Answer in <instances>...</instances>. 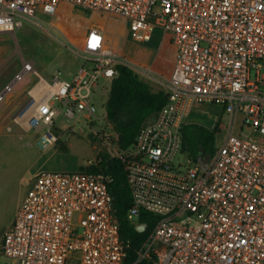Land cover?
Masks as SVG:
<instances>
[{
	"label": "built area",
	"instance_id": "obj_1",
	"mask_svg": "<svg viewBox=\"0 0 264 264\" xmlns=\"http://www.w3.org/2000/svg\"><path fill=\"white\" fill-rule=\"evenodd\" d=\"M66 6L128 20L131 37L170 34L176 61L167 103L140 128L117 157L132 197L128 219L140 213L157 221L139 249L149 264H264V0H0V32L24 20L55 17ZM54 26L53 22H50ZM73 50L82 59L72 79L60 70L45 79L32 62L4 86L0 103L27 73L38 80L12 118L37 134L44 149L63 115L100 127L102 139L118 134L99 113L97 99L118 65L150 76L117 55L106 33L90 28ZM195 103H212L226 115L221 143L203 169L183 151V127ZM180 153L188 162L176 164ZM111 177L105 173H38L5 231L2 264H126L130 242L120 237Z\"/></svg>",
	"mask_w": 264,
	"mask_h": 264
},
{
	"label": "rangeland",
	"instance_id": "obj_2",
	"mask_svg": "<svg viewBox=\"0 0 264 264\" xmlns=\"http://www.w3.org/2000/svg\"><path fill=\"white\" fill-rule=\"evenodd\" d=\"M107 18L108 15L66 6L53 18L40 14L37 19L24 20L14 33L0 32V92L22 71L24 61L32 62L47 80L57 70L61 71L62 78L72 79L82 65L81 57L73 51V44L77 42L75 39L89 30L92 24L104 25L103 20ZM51 21L57 22L55 27L50 25ZM106 24L108 32L116 33L111 39L115 53L142 68H150L151 76L167 83L176 61L170 34L164 35L160 29H155L151 40L138 42L131 37L126 18L112 14ZM261 73L264 77V66ZM138 74L153 90L166 88ZM37 80L32 73H27L0 103V244L38 173L78 172L82 166L94 163L100 153L116 156L118 151V145L110 139L101 138L107 127L101 132L100 127H93L84 120L72 123L63 115L55 120L52 128L59 141L44 149L36 146L37 134L33 130L24 132L22 127L15 125L9 132L7 128L12 125V118L18 107L28 100V91ZM110 85V82L104 83L99 93L101 98L98 97L97 106L100 114L105 113ZM187 122L210 131L217 127L224 131L226 115L218 105L195 103ZM220 143L221 137L217 134L216 146ZM186 153L178 155L176 164H187ZM3 262L0 257V264Z\"/></svg>",
	"mask_w": 264,
	"mask_h": 264
},
{
	"label": "trees",
	"instance_id": "obj_3",
	"mask_svg": "<svg viewBox=\"0 0 264 264\" xmlns=\"http://www.w3.org/2000/svg\"><path fill=\"white\" fill-rule=\"evenodd\" d=\"M117 69L118 74L111 82L109 96L105 102V111L107 122L112 124L118 134L119 148L125 150L132 146L143 124L167 103L169 93L166 88L153 90L152 86L129 66L118 65ZM219 132V127L210 131L193 123L184 125L183 151H187L189 157L195 161L198 155L209 154L211 158L216 150ZM80 170L110 175L112 181L108 186L114 198L120 237L130 242L125 263L149 264L147 261L137 262L138 252L154 227L157 217L143 211L140 213L138 224L128 219L132 197L121 159L100 153L94 163L82 166Z\"/></svg>",
	"mask_w": 264,
	"mask_h": 264
},
{
	"label": "crops",
	"instance_id": "obj_4",
	"mask_svg": "<svg viewBox=\"0 0 264 264\" xmlns=\"http://www.w3.org/2000/svg\"><path fill=\"white\" fill-rule=\"evenodd\" d=\"M101 16H103V15H101ZM105 16V15H104ZM110 16H108V18H109ZM107 18V19H108ZM102 19H103V17H102ZM107 19H104L103 20V24L104 25H94V24H92V25H90V27L89 28H92V27H99V28H101L102 30H104L105 31V33H106V36H107V39L109 40V43H110V46H111V48L113 49V51H114V46H113V44H112V42H111V39L112 38H114L115 37V35H116V33H114V32H108V30H107V24H106V22H107ZM57 22H53V24H54V27H55V24H56ZM101 26V27H100ZM88 28V29H89ZM88 30H85L84 31V33L80 36V37H78V39H75V40H82L83 38H84V36H85V34H86V32H87ZM151 39H152V37H151ZM150 39V40H151ZM115 52V51H114ZM117 54V53H116ZM118 55V54H117ZM148 69H150V68H148ZM151 70V69H150ZM145 76V75H144ZM147 77H149L150 79H152V80H154V81H156V80H159V79H157L156 77H153V76H147ZM169 79V78H168ZM157 82V81H156ZM160 89H162V88H160ZM160 89H157V90H160ZM7 97V96H6ZM11 100V98L7 101V102H9ZM5 101V100H4ZM3 101V102H4ZM2 102V103H3ZM5 105V104H4ZM193 109V108H192ZM24 132H28L29 130H26V129H23V128H21ZM27 144V146L28 145H31V143H26ZM36 146H37V143H36ZM27 194V193H26ZM26 196V195H25ZM25 198V197H24ZM24 200V199H23ZM22 204V203H21ZM21 206V205H20ZM20 208V207H19ZM18 211V210H17Z\"/></svg>",
	"mask_w": 264,
	"mask_h": 264
},
{
	"label": "water",
	"instance_id": "obj_5",
	"mask_svg": "<svg viewBox=\"0 0 264 264\" xmlns=\"http://www.w3.org/2000/svg\"><path fill=\"white\" fill-rule=\"evenodd\" d=\"M196 161L201 163V167L204 169L208 164L209 158H206L203 155H201L196 159Z\"/></svg>",
	"mask_w": 264,
	"mask_h": 264
},
{
	"label": "flooded vegetation",
	"instance_id": "obj_6",
	"mask_svg": "<svg viewBox=\"0 0 264 264\" xmlns=\"http://www.w3.org/2000/svg\"><path fill=\"white\" fill-rule=\"evenodd\" d=\"M200 156H201V155H198V156H197V158H198V157H200ZM204 157H206V158H209V159H210V155H209V154H206Z\"/></svg>",
	"mask_w": 264,
	"mask_h": 264
}]
</instances>
